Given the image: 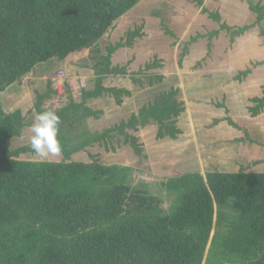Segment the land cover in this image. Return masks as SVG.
Wrapping results in <instances>:
<instances>
[{"label": "rangeland", "instance_id": "obj_1", "mask_svg": "<svg viewBox=\"0 0 264 264\" xmlns=\"http://www.w3.org/2000/svg\"><path fill=\"white\" fill-rule=\"evenodd\" d=\"M239 8L260 16L256 35H232ZM262 31L264 0H139L66 57L38 64L0 91V152L15 164L64 172L61 215L70 219L67 207L97 203L141 219L174 217L208 174L243 176L248 195L214 205L202 264H252L264 255L253 226L264 213V139L255 133L264 127V100L237 101L231 90L236 106H227L214 87L226 80L218 82L213 71L264 72ZM245 57L250 65L240 62ZM47 110L61 118L62 153L41 161L30 148V126ZM252 117L259 119L254 128ZM118 186L128 192L114 200ZM29 202L24 209L0 206L7 217L0 226L17 225L27 212L40 228L46 220ZM53 225L42 227L46 235H72V228ZM94 227L89 221L75 232Z\"/></svg>", "mask_w": 264, "mask_h": 264}, {"label": "trees", "instance_id": "obj_2", "mask_svg": "<svg viewBox=\"0 0 264 264\" xmlns=\"http://www.w3.org/2000/svg\"><path fill=\"white\" fill-rule=\"evenodd\" d=\"M138 2L0 0V91L38 64L66 57ZM50 168L44 163L15 164L7 152H0V206L15 208L16 202L24 209L32 199L41 220H46L38 221L41 227L35 228L37 223L24 212L17 225L0 226V264H202L214 205L223 207L229 198L248 195L242 190L243 176L208 174L207 184L202 180L174 217L152 214L141 219L135 213L123 215L119 207L97 203L67 207L73 213L70 219L61 215L66 174L49 172ZM127 192L126 187L118 186L110 195L118 200ZM1 218L7 217L0 213V224ZM89 221L95 222L94 228L75 232L79 224ZM45 224H54L55 231L72 228V235H46ZM253 226L259 233L255 242L264 240V213L254 217ZM252 264H264V255Z\"/></svg>", "mask_w": 264, "mask_h": 264}, {"label": "crops", "instance_id": "obj_3", "mask_svg": "<svg viewBox=\"0 0 264 264\" xmlns=\"http://www.w3.org/2000/svg\"><path fill=\"white\" fill-rule=\"evenodd\" d=\"M239 15L236 14V22H234L232 24V26L234 25V27H239V28H235L234 31L232 32V35L235 36H240V37H248L249 35H256L257 31L256 29H260L262 27V25L260 26L259 23H261L260 21H258L259 17H257L256 15H254V12L252 11V13H250V16L245 12V11H241V9L239 8ZM238 23V24H237ZM229 26H231L229 24ZM222 28H229V27H222ZM262 33V34H261ZM259 32V37L263 36L262 38H264V32ZM263 46V45H262ZM261 47V46H260ZM264 55V54H263ZM260 58V57H259ZM261 58H264V56H262ZM245 58H243L242 60H240V62L242 63H246L250 65L249 62H247V60H245ZM214 72V78L218 80V82H223L224 80H226V84L225 86H219V85H214V87L216 88H220L221 90L218 91V95H225L226 98H228V100L226 101L227 106L228 105H235L234 103L235 100L232 99V96L230 97V93L231 90L232 91H237L238 94V100L237 101H241L242 99L245 100V103L248 102H252L253 100H264L262 99L264 97V72H253L252 74H250V72L248 71V69L244 70L241 68H238L237 70L233 71V75L231 73H226L224 71H220L218 69H216V71ZM212 72V74H213ZM231 74V75H230ZM257 74V75H256ZM241 75H243L242 77H240ZM232 76V77H230ZM224 85V84H223ZM239 91V93H238ZM240 104H238L239 107ZM249 111V108H248ZM257 120V121H256ZM258 118H253L250 121L249 126H251L252 128H254L255 126V122H258ZM235 125L233 123H229V125ZM230 125V126H231ZM229 126V127H230ZM237 125H235L236 127ZM258 126V123H257ZM251 127L249 128L248 132H251ZM231 128V127H230ZM204 132H206L204 130ZM258 135L262 136L263 140L264 138V127L262 126V133L260 132H255ZM248 135L247 133H245V136ZM253 136V135H252ZM157 138H158V131H157ZM250 138V137H249ZM254 138V137H253ZM241 140V138H240ZM255 141V139H253ZM252 140V141H253ZM238 141V140H237ZM251 141V140H250ZM253 141V142H254ZM258 142V141H257Z\"/></svg>", "mask_w": 264, "mask_h": 264}, {"label": "clouds", "instance_id": "obj_4", "mask_svg": "<svg viewBox=\"0 0 264 264\" xmlns=\"http://www.w3.org/2000/svg\"><path fill=\"white\" fill-rule=\"evenodd\" d=\"M61 118L55 110L38 113L30 126V148L41 161L62 153L59 139Z\"/></svg>", "mask_w": 264, "mask_h": 264}]
</instances>
